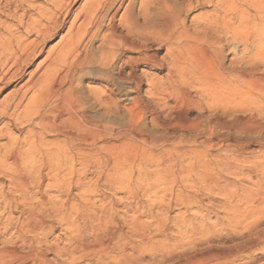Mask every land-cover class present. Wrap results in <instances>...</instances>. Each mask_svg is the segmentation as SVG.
<instances>
[{
  "label": "bare ground",
  "instance_id": "6f19581e",
  "mask_svg": "<svg viewBox=\"0 0 264 264\" xmlns=\"http://www.w3.org/2000/svg\"><path fill=\"white\" fill-rule=\"evenodd\" d=\"M81 4L65 35L29 79L0 100V176L9 182L8 193L1 192L0 186V201L3 209L11 203L20 204L21 212L29 215L16 234L20 245L3 247L2 257L34 255L44 261L47 251L58 253L56 245L45 243L42 222L33 215L63 221L69 229L78 230L75 217L79 209L74 201L60 203L59 195L52 193L61 187L63 171H75V164L88 171L95 138L107 135L110 129L107 119L95 122L87 114L86 103L73 85L77 70L96 68L103 89L91 93L92 104L105 115L124 111L130 130L136 132L146 109L156 126L170 127L159 125L153 110L165 117L174 114V127L201 129L206 138L214 136L215 128L236 130L240 110L252 108L264 115V0H85ZM49 5L60 14L68 6L58 0H49ZM204 5L213 10L190 17L188 24V16ZM30 11L35 14L30 16ZM47 14L32 0H0V91L39 56L51 25L60 16L46 19ZM1 18L14 25L7 26ZM94 40L100 42L94 57L78 52L84 41ZM226 47L234 53L242 48L240 56L234 55L227 64ZM162 49L166 54L159 59ZM121 53L129 56L119 57ZM140 66L159 71L165 67L166 73L162 80L154 81L137 75ZM142 78L151 98L146 109L140 96ZM122 84L132 93L124 100L130 99L129 106L117 97L124 95ZM188 90H194L196 100ZM201 104L211 115L208 122L202 118ZM189 107H196V112L184 113ZM247 126L248 131H264V126ZM13 130L20 135L12 136ZM50 137L55 139L48 140ZM175 146L174 152L185 156ZM45 178L48 183L43 185ZM259 193L262 197L257 201L264 206V190ZM34 199L35 205L31 203ZM23 235H29V241H24ZM113 237L111 248L92 251L88 263L101 264L113 258L117 264H191L186 251L174 253L155 246L152 236ZM258 246L264 247V232L240 244L223 264L250 259L251 249ZM77 258L81 259L71 257L70 264H78Z\"/></svg>",
  "mask_w": 264,
  "mask_h": 264
},
{
  "label": "rangeland",
  "instance_id": "374dc122",
  "mask_svg": "<svg viewBox=\"0 0 264 264\" xmlns=\"http://www.w3.org/2000/svg\"><path fill=\"white\" fill-rule=\"evenodd\" d=\"M58 1L69 6L65 10L63 8L61 14L49 5V0H32L35 7L48 11L46 19L54 14L60 16L51 25L50 36L40 46L39 56L22 67L17 77L4 86L0 91V100L14 94L29 79L37 64L65 35L72 15L79 11V6L85 0ZM212 10L211 5L195 9L188 16L187 23L192 16L201 17ZM32 14L35 12L30 11L29 15ZM251 15L255 13L251 12ZM1 21L7 26L14 25L5 18H1ZM99 49V40L90 43L84 41L78 52L94 57ZM241 49L239 47L238 52L234 53L226 47L225 64L234 55L240 56ZM165 51H159L157 57L162 59ZM124 56L129 54L121 53L119 57ZM164 69L159 71L140 66L137 75L160 81L166 73ZM76 72L73 85H76L74 87L80 98L86 103L87 114L95 122L107 119L110 129L107 135L95 138L93 159L88 171L77 164L75 171H63L61 187L52 193L59 195L60 203L64 200L74 201L79 209V215L75 217L78 230L69 229L63 221L33 215L42 222L41 233L46 238L45 243L56 245L58 253L47 251L44 261L34 255L22 259L18 256H0V264H70L73 256L81 258H77L78 264H96L94 261L88 263L86 259L92 256V251L102 252L111 248L112 242L109 243V240L113 236L114 240L117 237L126 240L132 235L152 236L155 246L170 248L174 253L186 251L191 264H223L225 260H230V255L240 244L264 232V206L262 201H257L262 197L259 192L264 190V131L246 130L248 124L264 126L263 114L256 113L252 108L240 110L236 114V130L215 128L211 138L203 136L201 129L191 131L182 125L174 127V114L165 117L158 110H153L159 125L170 127L156 126L146 109L151 98L145 78H142L144 86L140 96L146 113L136 132L130 130L124 111L105 115L92 104L91 93L103 89V84L97 80L96 68L84 67ZM122 87L124 95L117 97L120 103H129V106L130 99L124 100L132 97V93L127 90V85L122 84ZM188 91L192 96L195 94L194 90ZM193 99L196 100L195 95ZM201 107L204 110L202 118L208 122L211 115L203 105ZM196 109L189 107L183 112L194 114ZM18 135L20 133L13 130L12 136ZM173 145L184 151L185 156L177 155L172 149ZM42 174L44 177L45 174ZM47 183L45 178L43 185ZM0 186L1 192L8 193L9 182L2 175ZM260 188L263 189L257 192L256 189ZM31 203L35 205L36 200ZM3 208L4 202L1 200L0 251L13 243L20 245L16 241V234L21 231V224L28 215L21 212L20 204L11 203ZM23 240L29 241V235H23ZM241 260L234 261V264L249 260L251 264H262L264 247L251 249L250 259ZM101 264L117 263L109 258Z\"/></svg>",
  "mask_w": 264,
  "mask_h": 264
}]
</instances>
